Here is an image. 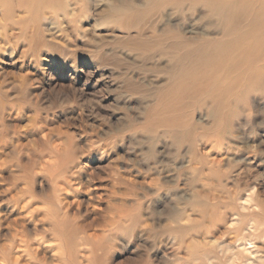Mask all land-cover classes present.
Returning <instances> with one entry per match:
<instances>
[{"label":"rangeland","instance_id":"rangeland-1","mask_svg":"<svg viewBox=\"0 0 264 264\" xmlns=\"http://www.w3.org/2000/svg\"><path fill=\"white\" fill-rule=\"evenodd\" d=\"M204 7L48 0L23 13V33L0 43V228L46 209L58 162L93 175L103 195H83L81 219L134 216L99 233L114 239L96 264H222L230 240L241 264L262 263L251 226L257 201L264 208V62L232 84L245 71L230 69L232 50L218 44L229 22Z\"/></svg>","mask_w":264,"mask_h":264},{"label":"bare ground","instance_id":"bare-ground-1","mask_svg":"<svg viewBox=\"0 0 264 264\" xmlns=\"http://www.w3.org/2000/svg\"><path fill=\"white\" fill-rule=\"evenodd\" d=\"M198 2L203 8H205L204 5H206L207 12H203L205 15L213 11L214 13L212 14H220L223 23L225 20L229 22L228 26L222 29L221 32H219L220 29L217 27L220 33L218 44L227 50L230 49L229 51L232 50L233 58L229 64L230 69L234 71L244 69L245 71L241 72V76H236L232 84L249 82L251 80L249 73H252L251 68L253 67L254 61L261 60L264 62V0H198ZM44 3L48 4V0H0V43L6 42L5 40L10 41L12 39V33L15 31L23 33V24L27 21L25 20L27 16H24L23 13H28V10L32 7L37 9L40 4ZM195 38H197V36ZM261 80L264 82V77ZM232 84H229L230 87L228 89L233 88ZM223 94L225 96L223 102L231 100L227 97L225 92H223ZM55 151L59 153V149L51 150L53 154ZM52 162H54V160ZM57 165L58 162L54 165L56 171L50 174V181L55 186L54 198L49 197L52 200L47 201L49 205H45L46 209L41 210L38 208L39 206L35 208L29 207V209H25V211L22 212V217L19 216V219H13L11 222L9 221V225L7 224L3 228H0V238L2 237L1 234H3L1 232H6L3 234V242L5 243L0 244V264H85L84 261H86V263L88 262V264L90 261H92V264H96L94 261L98 260L99 255H104V253H107L109 250V246L105 244V241H113L114 239L112 236L113 233H109L107 236L100 235L99 233H107V229L105 228L118 222H127L128 216L129 220L134 217L131 211L126 210V213L122 212L117 215V220L110 221L104 215L106 209L104 212L103 209H99V212H97V214H99L98 216L103 212L101 219L99 217L90 220L84 217L81 219L80 212L83 208V200L85 199L86 193L89 201H93L96 198L95 201L98 204L103 202V195L94 196L95 193H97V189L90 187L91 181H93V175L91 176L87 173H83L79 168L75 170L77 166L70 168L69 171H64V169L59 168ZM107 168L110 171L112 179L119 185L123 184L122 175L118 170L112 167V163L108 164ZM67 174H69V176H67ZM128 183V187L129 185H131V187L134 186V181H129ZM113 188L115 189V186ZM130 191L132 192L134 189L130 188ZM105 197L108 196L105 195ZM32 198L33 197L30 196L27 205L33 202ZM256 205L255 206H259L260 209L257 208L259 211L255 212V222L251 228L253 227L254 229L253 235L257 236V238H264V230L260 229V226L264 225L263 203L257 201ZM107 211L109 214H112V210L109 206H107ZM133 225V223L129 224L123 231L125 234L127 233V236H129L128 233L130 234L132 231ZM93 228H95V230H93ZM258 229L261 230L259 233ZM88 230L94 231L93 235H88ZM134 231L135 230H133V232ZM237 236H239V234ZM96 237H98V240L94 239ZM234 242L235 241L230 240L227 243L228 248L233 245ZM78 247L87 248L89 255L86 256L83 253L82 256L79 255L80 251L77 249ZM226 248L223 249V251H225L223 258H220V260L223 261L222 264H241L240 252H231L230 249ZM258 248H261V250L263 249L261 264H264V239L261 246ZM238 260L239 263L237 262ZM245 261L251 264L255 263V261H250V258L247 257Z\"/></svg>","mask_w":264,"mask_h":264}]
</instances>
